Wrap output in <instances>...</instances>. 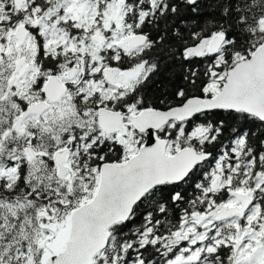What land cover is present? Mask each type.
I'll return each mask as SVG.
<instances>
[{"label":"snow or ice","instance_id":"6c2138e0","mask_svg":"<svg viewBox=\"0 0 264 264\" xmlns=\"http://www.w3.org/2000/svg\"><path fill=\"white\" fill-rule=\"evenodd\" d=\"M0 264H264V0H0Z\"/></svg>","mask_w":264,"mask_h":264}]
</instances>
